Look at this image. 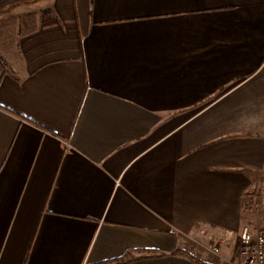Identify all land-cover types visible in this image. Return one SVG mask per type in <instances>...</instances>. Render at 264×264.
I'll return each mask as SVG.
<instances>
[{"label":"crops","instance_id":"obj_1","mask_svg":"<svg viewBox=\"0 0 264 264\" xmlns=\"http://www.w3.org/2000/svg\"><path fill=\"white\" fill-rule=\"evenodd\" d=\"M244 224L264 0H0V264H235Z\"/></svg>","mask_w":264,"mask_h":264},{"label":"built area","instance_id":"obj_2","mask_svg":"<svg viewBox=\"0 0 264 264\" xmlns=\"http://www.w3.org/2000/svg\"><path fill=\"white\" fill-rule=\"evenodd\" d=\"M253 206L252 201H247V209L251 210ZM239 237L240 246L235 264H264V228L244 225L240 229ZM212 251L217 256L216 264H219L217 248L213 247Z\"/></svg>","mask_w":264,"mask_h":264},{"label":"trees","instance_id":"obj_3","mask_svg":"<svg viewBox=\"0 0 264 264\" xmlns=\"http://www.w3.org/2000/svg\"><path fill=\"white\" fill-rule=\"evenodd\" d=\"M178 253L189 258L191 261H193L195 264H201L200 260L198 259V257L184 251V250H178ZM129 255L130 252H126L122 258H120L119 260L115 261L114 264H120L124 261H126L127 259H129Z\"/></svg>","mask_w":264,"mask_h":264},{"label":"rangeland","instance_id":"obj_4","mask_svg":"<svg viewBox=\"0 0 264 264\" xmlns=\"http://www.w3.org/2000/svg\"><path fill=\"white\" fill-rule=\"evenodd\" d=\"M253 200V199H252ZM250 214H252V213H250ZM244 225H247V224H244ZM250 225V224H249ZM253 226V225H252Z\"/></svg>","mask_w":264,"mask_h":264}]
</instances>
